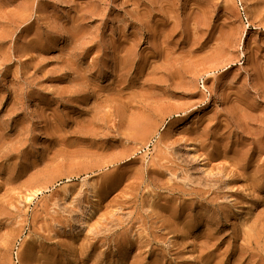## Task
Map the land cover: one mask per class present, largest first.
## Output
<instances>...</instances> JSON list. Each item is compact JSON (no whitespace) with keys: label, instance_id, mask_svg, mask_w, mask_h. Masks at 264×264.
<instances>
[{"label":"rangeland","instance_id":"obj_1","mask_svg":"<svg viewBox=\"0 0 264 264\" xmlns=\"http://www.w3.org/2000/svg\"><path fill=\"white\" fill-rule=\"evenodd\" d=\"M0 264H264V0H0Z\"/></svg>","mask_w":264,"mask_h":264}]
</instances>
